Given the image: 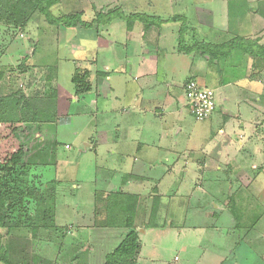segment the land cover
Instances as JSON below:
<instances>
[{
	"label": "rangeland",
	"instance_id": "1",
	"mask_svg": "<svg viewBox=\"0 0 264 264\" xmlns=\"http://www.w3.org/2000/svg\"><path fill=\"white\" fill-rule=\"evenodd\" d=\"M4 4L0 0V121L18 129L25 149L22 166L8 175L0 168V178L25 191L11 207L0 201V243L11 262L104 264L124 240L125 224L133 222L141 245L134 264H264V159L256 153L246 160L247 149L240 145L245 139L237 142L233 135V159H212L206 171L198 169L206 163L199 152L210 146L205 145L210 123L191 116L182 93L181 110L174 115L166 109L157 116L134 111L138 66L148 68L144 60L158 54L159 69L168 66L172 77L175 64L169 55L189 64L202 56L197 43L212 34L224 29L219 42L228 43L235 26H264L257 4L60 0L52 8L56 18L80 13L89 23L97 13L110 11L162 21L148 28L136 21L130 31L119 19L91 29L52 26L33 8L20 10L29 17L21 21L18 14H5ZM181 31L183 46L193 50H178ZM238 58L230 56L221 66L223 77L239 71L234 68ZM106 63L112 67L110 86L100 78ZM162 79L142 98L153 91L159 100L171 99L173 82ZM96 96L101 103L91 105ZM259 128L264 148V126ZM229 162L233 174L210 169Z\"/></svg>",
	"mask_w": 264,
	"mask_h": 264
},
{
	"label": "crops",
	"instance_id": "2",
	"mask_svg": "<svg viewBox=\"0 0 264 264\" xmlns=\"http://www.w3.org/2000/svg\"><path fill=\"white\" fill-rule=\"evenodd\" d=\"M233 2H235L236 5L241 2L242 5H245L246 7H252L253 5L257 4V6L259 7V10L257 11L264 14V0H254L253 2L252 0H233ZM237 9H239V7H237ZM249 15H252L251 11H249ZM253 27L255 26H246V28L243 26H235L233 34L228 35L233 36V39L246 40V42L248 43L247 45H251L252 47L254 46L255 48H253L256 50V55H252L251 53L245 52L243 50H237L230 55L231 57L233 55L239 57L238 63L236 64L238 66L234 65L235 70L237 69L239 71H233V76L229 75L228 79L222 76V71L220 70V68L221 66H224L226 63H228V61H230L228 60L230 56L215 59L212 58L209 54L203 55V53L200 52L203 57L197 56L193 59V62H189V64L186 63L185 65H183L182 62L169 55L170 59H172L174 61L173 63L175 64V72L174 74L172 73V77H170L167 73L168 66L166 67V69H159V55L156 53H153L150 58L144 60V62H148V68H146L145 66H138V75L136 81L139 86L138 91L140 92L138 93V100H136L134 111L140 114H155L157 116L158 114L160 115L162 110L164 109L168 110L166 112L171 115L180 112V106L182 104L180 93H182V95L185 97L184 85L190 80L180 81V76H176L177 74L185 73L192 77L191 80L195 81H198V78H200L203 81V87L206 86L207 88H209L207 85L213 86L212 90H214L216 93L217 108L212 118L206 121L210 123L211 136L205 138V145L210 146L208 147V150L202 152V154L199 152V155H201L203 159L206 158V163L204 165L198 166V169H202L203 171L207 170V166L209 167V161L212 159H233V156L230 155V152L232 151L230 150V145H233L234 138L237 142L239 141L238 139H245V141L247 140L246 142L241 141L240 143L243 149H247L245 151L246 160H248V158L255 157L256 153L258 156H261L262 159H264L263 145H261V147L259 146V144H262L263 142V132L260 131L259 126H264V58L257 57L259 53H262V49L260 50V48H264V26H260L259 28L255 29ZM219 32L220 33L216 34V36L215 34H212L209 38L202 41H204L205 44L212 45H223L227 43L219 42L220 36L226 34V31H224L223 29ZM167 58L168 57H166V59ZM194 61L196 65L194 64ZM95 63H93V65ZM209 63L215 65L217 71H213V67L210 66ZM203 64H205L206 66L205 69H203L202 71L196 69L198 68L196 66H202ZM111 71L112 67L108 65V63L104 64L101 72L103 73V76H100V78L101 80H103V83H106L107 85H109L108 80L111 78L109 72ZM214 73H216L217 75ZM218 73L220 74V76L218 75ZM162 78H170L173 82V85H171L170 87L173 86L175 88L173 92L171 91V99H169L168 101L159 100L156 93L153 91L150 92L149 98H142L144 92L151 90L154 86H156V83L163 82ZM243 84H246V87L248 86V92L246 96L243 94L244 91L243 93L241 92V87L245 86ZM146 88H148V90H146ZM111 90L112 88H108V93H110ZM99 98L100 97L96 96L95 98L90 100L92 102L91 105L96 106L99 101L101 103V99ZM86 101L88 100L85 99V102ZM160 102L161 104L157 105V103ZM88 105H90V103ZM217 115H219V119L216 118L218 117ZM213 126H215V128L218 130V134L214 133L212 129ZM233 129H237V131H233ZM248 132L250 133L249 138H247ZM203 154H205L206 156H204ZM176 168V166H172L171 168H169V172L174 173ZM184 169H186V172L188 171L187 168H183V171ZM210 169L211 171L216 172H221L225 169L226 171L233 174V164H231L230 162L226 163V168L216 166L211 167ZM170 226H172V224H170Z\"/></svg>",
	"mask_w": 264,
	"mask_h": 264
},
{
	"label": "trees",
	"instance_id": "3",
	"mask_svg": "<svg viewBox=\"0 0 264 264\" xmlns=\"http://www.w3.org/2000/svg\"><path fill=\"white\" fill-rule=\"evenodd\" d=\"M5 4L3 6L4 13H8L12 18L17 16V18H21L23 21L27 20L29 17L27 14L25 16L21 13V9L26 8L27 10H37L46 21L52 25L56 26L63 23L67 28H74L78 25L83 26L84 28L91 29L94 25L106 27L109 26L113 21L119 19L121 21H125L127 24V29L130 31L133 28V25L136 21L144 22L146 27H150L151 24L161 25L162 21L157 18H150L148 16L134 14L130 16H126L122 12L118 11H110L108 13H97L96 18L89 22H84L82 20V14H76L71 17L61 16V18H56L52 13V8H55L60 0H4ZM8 9H6V7ZM24 18V19H23ZM185 30V29H184ZM184 33L181 31L179 34V43L178 50L190 51L192 47L183 46L184 41ZM239 41V42H238ZM246 40L241 39H233L232 41L225 43L223 45H210L205 43H197V49L199 52H202L203 55L209 54L212 58L218 59L221 57H229L232 53L237 50H243L245 52L255 54V47L253 48L251 45H247ZM189 48V49H186ZM262 49V53H259L257 57L264 58V48ZM28 57V55L26 56ZM88 77V74L84 76ZM80 80L77 76L73 78L74 83H78ZM191 81V80H190ZM194 81V80H193ZM189 82V81H188ZM187 84V83H186ZM185 84V85H186ZM184 85V87H185ZM88 90V88H86ZM186 97V96H185ZM217 108V103H216ZM216 111V109H215ZM212 114L205 119L204 121H197L199 123L206 122L210 120L215 113ZM18 129L8 121H0V168L2 172L5 174H9L12 170L17 167L22 166L23 157L25 155V149L18 141L17 136ZM22 192V191H21ZM19 192L16 188H12L7 183V179L3 177L0 178V201L1 204L4 203V206L9 205L11 207L18 200L21 199L20 194L25 193ZM0 204V205H1ZM131 210V209H129ZM158 211V205L153 208L152 216H155ZM127 229V234L124 240L121 242L117 250L112 255L107 256L106 262L104 264H134L140 249L141 245L138 238V232L134 228V223H126L124 226ZM0 262L3 264H13L9 259L8 252L3 243H0Z\"/></svg>",
	"mask_w": 264,
	"mask_h": 264
},
{
	"label": "built area",
	"instance_id": "4",
	"mask_svg": "<svg viewBox=\"0 0 264 264\" xmlns=\"http://www.w3.org/2000/svg\"><path fill=\"white\" fill-rule=\"evenodd\" d=\"M191 116L196 121H204L216 109V93L191 80L184 87Z\"/></svg>",
	"mask_w": 264,
	"mask_h": 264
}]
</instances>
